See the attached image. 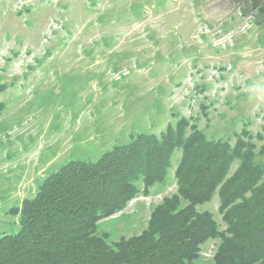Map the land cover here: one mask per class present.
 Listing matches in <instances>:
<instances>
[{
    "label": "rangeland",
    "instance_id": "1",
    "mask_svg": "<svg viewBox=\"0 0 264 264\" xmlns=\"http://www.w3.org/2000/svg\"><path fill=\"white\" fill-rule=\"evenodd\" d=\"M0 103V236L18 230L23 201L49 174L179 117L259 151L264 0H0ZM176 183L172 169L97 232L140 234ZM198 208L225 228L217 193ZM218 242L196 264H214Z\"/></svg>",
    "mask_w": 264,
    "mask_h": 264
},
{
    "label": "trees",
    "instance_id": "2",
    "mask_svg": "<svg viewBox=\"0 0 264 264\" xmlns=\"http://www.w3.org/2000/svg\"><path fill=\"white\" fill-rule=\"evenodd\" d=\"M257 150L250 138H208L179 117L94 162L72 160L23 201L18 230L0 236V264H196L209 240L219 241L214 264H264V146ZM172 169L177 191L153 209L145 230L114 242L97 232L102 218L149 195ZM215 193L224 229L198 208Z\"/></svg>",
    "mask_w": 264,
    "mask_h": 264
}]
</instances>
